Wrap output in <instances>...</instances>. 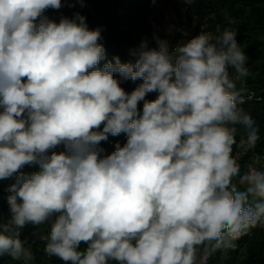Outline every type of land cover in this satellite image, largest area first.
Instances as JSON below:
<instances>
[{
    "label": "clouds",
    "instance_id": "clouds-1",
    "mask_svg": "<svg viewBox=\"0 0 264 264\" xmlns=\"http://www.w3.org/2000/svg\"><path fill=\"white\" fill-rule=\"evenodd\" d=\"M76 4L0 0V181L14 179L0 257L32 264L21 230L45 224L43 251L63 264H209L235 249L264 227V156L243 172L238 162L260 135L240 107L236 21L174 47L153 33L155 46L145 36L122 62L79 11L45 14Z\"/></svg>",
    "mask_w": 264,
    "mask_h": 264
},
{
    "label": "trees",
    "instance_id": "trees-1",
    "mask_svg": "<svg viewBox=\"0 0 264 264\" xmlns=\"http://www.w3.org/2000/svg\"><path fill=\"white\" fill-rule=\"evenodd\" d=\"M173 2L174 10L179 26H185L194 21L193 27L196 34L203 28L205 31L215 32L217 26L221 28L229 26L227 18L236 21L231 27L238 30L237 40L244 49L248 60L246 67L249 75L237 81V89L253 90L261 95L260 100L245 99L240 105L259 127L260 140L254 150L238 157L241 171L246 170L253 156H264V0H193L187 5L184 0H85L86 6L81 8L79 4L73 7L86 17L90 29L102 28L100 41L106 49L108 58L118 55L122 62L133 58L129 55V49L138 45L143 38V33L148 28V17L154 7L161 3ZM65 4V0H62ZM50 18L56 19L62 15L53 9L45 13ZM139 31V35L136 32ZM180 36V33L177 34ZM177 44V43H176ZM175 45V44H173ZM171 45V46H173ZM151 46V41H150ZM103 63V62H102ZM118 78V77H117ZM139 83L124 81L121 86L126 91H132ZM155 93H150L147 99H154ZM142 107V102H141ZM236 135L239 143L242 126H237ZM121 139V146L126 142V136L109 137L114 144L101 142L106 153L114 150L115 141ZM235 156L239 149L233 146ZM38 166H25V173L38 171ZM14 179L0 181V214L5 218L9 216V206L6 197V188ZM47 224L34 227L27 225L21 230V239L25 241V247L34 253L32 264H63L56 257H47L43 251L45 241L41 236L47 235ZM237 247L228 250L225 254L217 252L209 258V264H264V227L252 229L248 235L235 241ZM0 264H20L10 257H0ZM114 264V262H113Z\"/></svg>",
    "mask_w": 264,
    "mask_h": 264
},
{
    "label": "rangeland",
    "instance_id": "rangeland-1",
    "mask_svg": "<svg viewBox=\"0 0 264 264\" xmlns=\"http://www.w3.org/2000/svg\"><path fill=\"white\" fill-rule=\"evenodd\" d=\"M55 12H60L62 15L71 17L76 11L65 5L61 9L55 10ZM148 22V28L142 36H147L149 41H151V46H155V41L152 40L153 33H156L161 38L167 39L170 45H176L178 41L196 35L193 27L194 21L185 26H179L173 2H165L156 5L148 17ZM178 33H180V36L177 35ZM184 33H187V36H185ZM136 34L139 35V31H137Z\"/></svg>",
    "mask_w": 264,
    "mask_h": 264
},
{
    "label": "built area",
    "instance_id": "built-area-1",
    "mask_svg": "<svg viewBox=\"0 0 264 264\" xmlns=\"http://www.w3.org/2000/svg\"><path fill=\"white\" fill-rule=\"evenodd\" d=\"M174 46H175V45H173V47H174ZM244 95H245V99H253V100H260V99H261V95L258 94V93H256V92L253 91V90H246V92L244 93ZM116 142L121 143V139H117V140L115 141V143H116ZM109 144H110V145L114 144V140H109Z\"/></svg>",
    "mask_w": 264,
    "mask_h": 264
},
{
    "label": "water",
    "instance_id": "water-1",
    "mask_svg": "<svg viewBox=\"0 0 264 264\" xmlns=\"http://www.w3.org/2000/svg\"><path fill=\"white\" fill-rule=\"evenodd\" d=\"M245 93V92H244Z\"/></svg>",
    "mask_w": 264,
    "mask_h": 264
}]
</instances>
